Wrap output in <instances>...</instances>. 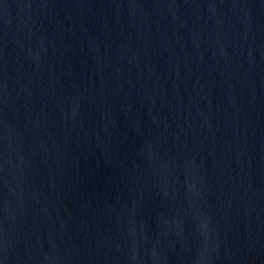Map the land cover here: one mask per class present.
I'll use <instances>...</instances> for the list:
<instances>
[{"label":"water","instance_id":"obj_1","mask_svg":"<svg viewBox=\"0 0 264 264\" xmlns=\"http://www.w3.org/2000/svg\"><path fill=\"white\" fill-rule=\"evenodd\" d=\"M0 264H264V0H0Z\"/></svg>","mask_w":264,"mask_h":264}]
</instances>
